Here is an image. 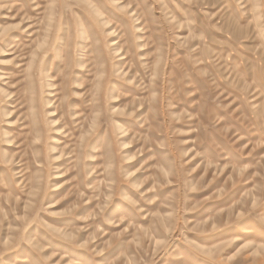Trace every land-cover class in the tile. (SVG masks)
I'll use <instances>...</instances> for the list:
<instances>
[{
	"label": "rangeland",
	"instance_id": "rangeland-1",
	"mask_svg": "<svg viewBox=\"0 0 264 264\" xmlns=\"http://www.w3.org/2000/svg\"><path fill=\"white\" fill-rule=\"evenodd\" d=\"M0 264H264V0H0Z\"/></svg>",
	"mask_w": 264,
	"mask_h": 264
}]
</instances>
